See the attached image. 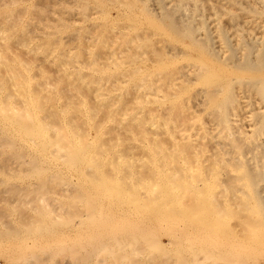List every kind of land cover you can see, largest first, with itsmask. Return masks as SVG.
I'll return each mask as SVG.
<instances>
[{
    "label": "bare ground",
    "instance_id": "obj_1",
    "mask_svg": "<svg viewBox=\"0 0 264 264\" xmlns=\"http://www.w3.org/2000/svg\"><path fill=\"white\" fill-rule=\"evenodd\" d=\"M0 1L4 15L9 2ZM27 1L10 5L21 12ZM37 1L44 10L77 2L76 14L113 10L118 21L104 17L96 32L104 54L109 49L100 60L92 52L96 59L72 52L67 60L69 48L52 51L59 37L49 43L54 49L31 48L54 54V74L11 49L17 31H8L19 13L1 32L0 264H257L264 255V26L246 42L235 13H199L194 0ZM256 1L261 9L251 5L248 13L264 19V0ZM25 37L16 48L29 46ZM213 187L228 197L217 201ZM228 209L244 235L235 252L216 244L231 232L222 219ZM163 231L169 249L158 239Z\"/></svg>",
    "mask_w": 264,
    "mask_h": 264
},
{
    "label": "rangeland",
    "instance_id": "obj_2",
    "mask_svg": "<svg viewBox=\"0 0 264 264\" xmlns=\"http://www.w3.org/2000/svg\"><path fill=\"white\" fill-rule=\"evenodd\" d=\"M35 1H37V0H31V1H27L25 4H24V2L21 4V6H20V8L21 9H23L24 8V6L26 7V9L24 8V10H26L25 12H24V10H20L21 12H16L14 9H15V7H17V6H11L10 5V0H8L7 2H9V7L7 8V10L5 11V13H4V15L2 14V13H0V14H2V15H0V19H1V21H2V23H1V21H0V37L2 36V34H3V36L5 35L4 33V27L6 26V24H8V27L10 26L11 27V23H12V20H13V18L11 17V16H14L13 14H16V16L17 15H19V17H18V19H20V23L18 24L17 23V25H16V23L15 22H13L12 23V27H11V30H5L6 32L8 31V34H10L11 35V33L13 32V31H17L16 33L15 32H13L14 34H13V36L11 35V37L12 38H10L9 36L10 35H8V34H6V36L7 37H4V39L5 38H10V40L9 41H11V39H15L14 40V42H16L17 44H18V41L19 40H17L18 38H19V36L20 35H18V34H21L22 36H20V38L21 37H23V35L24 36H26L27 35V37H28V35H29V33H30V35L29 36H31L30 38L28 37V38H26L25 40H26V42L28 41V43H30L29 44V46H28V44H27V46L26 47H24L25 46V44L23 45V46H21V45H19L17 48H16V44L13 42V46H12V41L10 42L11 43V49L12 50H14L15 51V53H18L19 54V57L21 56V61H25V62H27V61H29V62H32V64L33 63H37V62H39L40 61V63L42 64V67H46V70H47V68H49V66H50V69L52 68L53 69V66H52V62L50 63V60H56L55 58H53L52 59V55H53V57H55L54 56V54H50L49 52H47V51H43L44 53L46 52L47 54L49 53L50 54V56L48 55L45 59L44 58H42L40 55H42V51L40 50V48H39V50H38V53L37 52H35V53H29V50H31V48H35L34 49V51L36 50V47L35 46H37V45H42V43H46L47 44V46H46V44L43 46H41V47H45L46 46V48L48 47H51V46H53V47H55V45L54 44H52V41H53V43H54V40H56V38H57V42H58V37H59V41H60V43L59 44H61V46L57 43V46L58 47H56L55 49L57 50V51H55V49L54 48H52L51 47V49H54V50H52L53 52H59V50L61 49V52L63 51V52H65V51H67L68 50V48L70 49V50H72V51H70V50H68V51H70V53L68 54L69 56H68V59L67 60H70L71 59V57L73 56V55H75L74 53L76 52V53H79V56H80V52H81V55L82 56H84V57H82L81 56V58L79 59V58H77L78 60H84L83 58H86V56L88 55V53H89V56H92V58L94 57L95 59H96V56H95V54H92V53H102V54H97V58H98V56H99V60H100V58L102 59L104 56H106L107 57V53H108V51H109V49H108V51L106 52V54H104L105 52H103V50L105 49V47H104V45H102L104 48H100V46H99V43H100V38L101 37H103V34L101 33V35L102 36H100V34H99V36L100 37H98V34L96 33V32H98V30L100 29V31L99 32H102L103 31V27H104V22H106V21H104V17H108V23L110 22H115V21H118L117 20V16L115 17V15H116V13L114 14V12L115 11H113L111 8H113V4L115 5V6H117V4H115V2L113 1L112 3H110L109 2V11L110 10H112L111 11V13H110V15H106L105 16V13H103L104 14V16H103V14L102 13H77L76 14V12H79V11H81V8H80V10H77L76 11V9H79V7L77 6V8L75 9V7H76V5H79V4H77V2L75 3V4H73V5H69V4H63L64 5V7L66 8H68V9H72L74 6V8L72 9V11H71V9L70 10H68L67 8V10L68 11H71L72 13H68V11L64 8V7H62L63 5H58V8L56 9L55 8V6H54V4H53V1H51L52 3H50L49 4V1L47 2V1H44L43 2V4H44V6H45V3H48V6L50 7V6H52V4H53V6H54V8H52V7H50V8H48L47 6H45V10L42 8V4L39 2L38 3V1L35 3ZM122 1V0H121ZM123 1H127V0H123ZM194 1H196V3H197V5L198 6H200L199 8L201 9H199V13H235L236 14V18L234 19V23L236 22L237 23V28H238V30H239V35H240V37L241 38H244L245 39V41L247 42H249V41H251L250 39H251V34L253 33L252 32V30H253V28L254 29H257L259 26H264V19H263V14H257L256 16H255V14H253V13H248V7H250L251 5L252 6H256L258 9H261V2L260 1H256V0H194ZM205 1V2H204ZM2 1H0V3H1ZM4 2V3H3ZM2 3L3 4H5V1H3ZM30 2H31V4H30ZM90 2V3H89ZM256 4H255V3ZM34 3V4H33ZM87 3H89L88 4V6L90 7L91 5H93L92 3V1L91 0H89ZM56 4H60V3H56ZM40 7H39V6ZM47 5V4H46ZM216 5H217V7H216ZM34 6V7H33ZM37 6V7H36ZM43 6V7H44ZM68 6H70V7H68ZM80 6V5H79ZM11 8V9H10ZM32 8V9H31ZM34 8V9H33ZM42 8V9H41ZM48 8V9H47ZM64 8V9H63ZM187 9H189V6L188 7H186ZM11 11H10V10ZM36 9H37V11H36ZM54 9V10H53ZM209 9V10H208ZM218 9V10H217ZM29 10V11H28ZM30 10H32L33 11V13H30V12H32V11H30ZM36 11V13H35V11ZM38 10H40L39 11V13H37L38 12ZM49 10V11H48ZM53 10V11H52ZM64 10H66L65 12L66 13H62V12H64ZM220 10V11H219ZM8 11L9 12H12V11H15V13L13 12V13H8ZM44 11V12H43ZM49 13H48V12ZM190 12L189 10H186V12ZM201 11V12H200ZM210 11V12H209ZM7 12V13H6ZM40 12H42V13H40ZM47 12V13H46ZM19 13V14H18ZM56 13V14H55ZM12 14V15H11ZM80 14H82V15H85V16H89V19L87 18L86 19V17H81V15ZM92 14H95V17L94 16H92ZM100 14H102V15H100ZM106 14H109V13H106ZM100 15V16H99ZM4 16V17H3ZM6 16H9V18L11 17L12 18V20H11V18L9 19V18H7V19H9V21H11V22H9V21H5V18H6ZM15 16V18H17ZM62 16V17H61ZM74 16V17H73ZM91 16V17H90ZM102 16H103V18H102ZM113 16V17H112ZM95 19H94V18ZM98 17V18H97ZM64 18V19H63ZM65 18H66V22H65ZM85 18V19H84ZM102 18V19H101ZM119 18V17H118ZM241 18V19H240ZM54 19V20H53ZM111 19H113L112 21H110ZM120 19V18H119ZM4 20V21H3ZM62 20H64V21H62ZM69 20V21H68ZM71 20V21H70ZM92 20V21H91ZM101 22V24H102V27H100V28H97V26H98V23H100L99 21ZM241 20V21H240ZM15 21H17V20H15ZM104 21V22H103ZM34 22H36V23H34ZM42 22V23H41ZM50 22V23H49ZM56 22H58V25H57V23ZM15 23V24H14ZM54 23H56V24H54ZM67 23V25H65ZM5 24V25H4ZM45 26H44V25ZM97 26H96V25ZM107 24V23H106ZM105 24V25H106ZM36 25V26H35ZM47 25L48 26H52V27H48L47 28ZM100 26V25H99ZM98 26V27H99ZM61 27V28H60ZM90 27V28H89ZM5 28H7V26L5 27ZM55 28V29H54ZM89 29L88 31H89V33H90V35H89V33L87 34L86 33V31H85V29ZM20 29H22V30H20ZM38 29H40V30H38ZM79 29V30H78ZM13 30V31H12ZM24 30H25V32H24ZM81 30V31H80ZM82 30H84L85 32H83V34H85V36L84 35H82ZM92 30V31H91ZM3 31V33L1 34V32ZM22 31V33L24 32V34H22V33H20ZM26 31L28 32L26 35H25V33H26ZM34 31V32H33ZM41 31V32H40ZM80 31V32H79ZM87 31V32H88ZM39 32V33H38ZM98 32V33H99ZM46 35H45V34ZM77 33V34H76ZM79 33V34H78ZM43 34V35H42ZM60 34V35H59ZM87 34V35H86ZM93 36H95L96 38H98L97 40H94V39H92L91 38V36L92 35ZM96 34V35H95ZM15 35V36H14ZM18 35V36H17ZM47 35H50V36H47ZM76 35H78V36H76ZM89 35V36H88ZM2 36V37H3ZM17 36V39L15 38ZM69 36V37H68ZM72 36H73V38H72ZM74 36H75V38H74ZM86 36H87V39H86ZM92 36V37H93ZM14 37V38H13ZM68 38V40H66V42H65V44H66V47H67V49H65V48H63V43H62V41H65V39H63V38ZM81 37H83V38H81ZM89 37L91 38V42L93 41V44H91V42L89 43V42H87L86 43V41H89L88 39H89ZM95 37H93V38H95ZM110 37V36H109ZM19 38V39H20ZM36 39L35 41H33L34 39ZM61 38H62V40H61ZM106 38H108V36L106 37ZM1 40H2V38H0ZM24 39V38H23ZM29 39V40H28ZM33 41L32 43L31 42H29V41H31V40ZM76 39V40H75ZM86 39V40H85ZM102 39V38H101ZM52 40V41H51ZM84 40H85V42H84ZM109 40L110 41H112V37H110L109 38ZM8 41V40H7ZM9 41H8V43H9ZM48 43H47V42ZM51 41V42H50ZM77 41H78V43H77ZM81 41H82V43H81ZM95 41H96V43H95ZM106 41V40H105ZM4 42H5V40H4ZM259 44H260V46H264V34H263V36L259 39ZM0 43H2L3 44V40L0 42ZM6 43V42H5ZM3 44V45H6V44ZM9 43V44H10ZM49 43H51V46H49L50 44ZM56 43V42H55ZM95 43V44H94ZM9 44H7V45H9ZM115 44V43H114ZM114 44H113V46H111V48H117L118 46H116V44H115V46H114ZM92 45V46H91ZM101 45V44H100ZM2 46V45H1ZM33 46V47H32ZM65 46V45H64ZM13 47H15V49H13ZM22 47H24V48H22ZM28 47V48H27ZM2 48V47H1ZM5 48V47H4ZM4 48H2L3 50H4ZM27 48V49H26ZM60 48V49H59ZM110 48V47H109ZM6 49L8 50V46L6 47ZM5 49V50H6ZM9 49H10V45H9ZM10 49V50H11ZM32 49V50H33ZM38 49V48H37ZM51 49H50V51H51ZM80 49H81V51H80ZM101 50V52H100V50ZM103 49V50H102ZM2 50V51H3ZM10 50L7 52H5V51H3V53L5 52V54H7L8 55V53H10L8 56H9V58H15L14 57V55H12L13 53H12V51L10 52ZM28 50V51H27ZM65 50V51H64ZM107 50V49H106ZM114 50H116V49H114ZM48 51H49V49H48ZM31 52V51H30ZM40 52H42L41 54H40ZM60 52V53H61ZM72 52H74L73 54H72ZM92 52V53H91ZM12 53V54H11ZM14 53V54H15ZM43 53V54H44ZM45 53V54H46ZM67 53V52H66ZM36 54V55H35ZM44 54V55H45ZM46 54V55H47ZM6 55V56H7ZM11 55V56H10ZM101 55H104V56H101ZM16 56H18V55H16ZM89 56H87L88 58H86V59H88L87 61H89V60H92V58L91 57H89ZM42 58V59H41ZM93 58V59H94ZM40 59V60H39ZM48 59V60H47ZM76 59V58H75ZM107 59V58H106ZM39 60V61H38ZM73 60H74V58H73ZM35 61H37V62H35ZM84 61H86V60H84ZM102 61V60H101ZM49 62V64H47V66H43V65H46V63H48ZM45 63V64H44ZM39 64V63H38ZM37 64V65H38ZM50 69H48L49 71H50ZM52 69H51V71H52ZM54 69H55V67H54ZM53 69V70H54ZM44 71H45V69H43ZM46 71V72H49V71ZM53 72V71H52ZM51 73V72H50ZM55 73V71L53 72V74ZM35 74H36V72H35ZM35 74H33V75H35ZM52 74V75H53ZM54 76V75H53ZM126 89L128 90L129 88H124L123 89V91H126ZM129 91L130 90H128V91H126V92H123V93H125V95L127 94L129 97L131 96V93H129ZM130 94V95H129ZM126 97V96H123L124 98H125V100L127 99V101H128V98L129 97ZM130 99V98H129ZM137 153V152H136ZM138 154V153H137ZM195 177V179H199L200 177L199 176H194ZM0 190H2V187H0ZM211 192H214V196H215V198H217V201H222V200H225L227 197H228V195H227V193H228V191H226L227 193H226V195L227 196H224V193L221 191V189L219 188V187H213V190H211ZM230 194V193H229ZM224 197V198H223ZM0 201H1V197H0ZM233 209H228V211L223 215V223L226 225V226H228V228L230 229L229 231H231V232H228V235H226L225 237L224 236H221V237H223V238H225L226 240L225 241H222V240H219L218 242H216V244L218 245V246H220V245H223L224 244V246H227L228 247V245L230 246V248H229V250L231 251V252H235L236 251V249H237V245H238V243H239V241H241L242 239H243V237H244V235L241 233L242 231H241V228H240V226H238V224H239V222H238V220L237 219H235V218H231L230 217V214H231V211H232ZM165 231H163V232H161V236L159 235L158 236V239L160 240V242H161V244H163V246H167V249H169V246H168V244H169V241L168 240H170V236H169V234H168V232L166 231L165 233H164ZM168 242V243H167ZM246 253V252H245ZM245 256H247V253L245 254ZM255 260H256V263L257 264H264V255L263 254H257L256 255V258H255Z\"/></svg>",
    "mask_w": 264,
    "mask_h": 264
}]
</instances>
